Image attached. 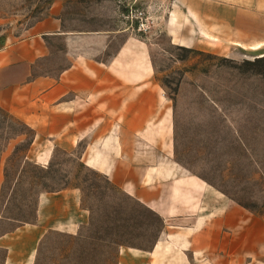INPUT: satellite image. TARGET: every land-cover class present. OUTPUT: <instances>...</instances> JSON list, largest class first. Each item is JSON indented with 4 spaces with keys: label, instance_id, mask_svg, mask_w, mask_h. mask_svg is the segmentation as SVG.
<instances>
[{
    "label": "crops",
    "instance_id": "1",
    "mask_svg": "<svg viewBox=\"0 0 264 264\" xmlns=\"http://www.w3.org/2000/svg\"><path fill=\"white\" fill-rule=\"evenodd\" d=\"M157 18L168 40L181 46L227 53L235 45H264V0H168ZM29 28V35L0 48V65L46 54L44 35H60L67 48L78 47L55 76L38 74L0 87L1 105L32 128L31 144L40 139L35 162L43 165L54 147L69 152L82 140V164L162 222L148 248L120 244L115 264H212V249L232 254L264 241V217L234 203L178 156L184 127H199L212 115L200 112V101L180 96L182 83L174 95L166 92L155 77L150 42L126 34L101 58L111 32L63 30L55 14ZM88 213L76 186L39 191L32 220L0 234L2 264H34L48 231L76 235Z\"/></svg>",
    "mask_w": 264,
    "mask_h": 264
},
{
    "label": "rangeland",
    "instance_id": "2",
    "mask_svg": "<svg viewBox=\"0 0 264 264\" xmlns=\"http://www.w3.org/2000/svg\"><path fill=\"white\" fill-rule=\"evenodd\" d=\"M167 2L0 0V48L29 35V27L35 21L52 14L60 17L63 30L111 32L107 45L97 54L101 58H106L126 34L144 38L152 45L155 77L166 92L174 95L180 82V96L187 103L200 101V112L212 115V121L199 127H184L187 138L178 156L192 172L234 203L254 216L264 217V45L257 50L235 45L221 53L171 43L157 18ZM51 3L57 8L49 9ZM139 16L143 24L136 29ZM44 40L49 47L46 54L30 62L13 58L0 65V87L38 74L55 76L78 49L75 45L67 48L60 35H44ZM0 107L6 110L1 103ZM21 121L26 126L0 115V234L32 220L37 193L43 188L79 184L83 189L82 205L90 210L88 221L76 234L83 238L80 252L74 254L77 262L101 264V250L107 246L118 249L120 244L114 240L122 245L149 247L157 232V217L114 191L102 175H94L91 168L82 164V140L69 152L54 147L41 165L34 159L40 139L31 144L32 128ZM8 208L18 219L4 217ZM259 226L250 227V239L256 236ZM115 231L130 234L124 240L114 235ZM96 232L102 238L94 236ZM65 238L64 233L48 231L39 243L35 264H52L50 259L58 257L56 248L65 244ZM3 256L0 246V264ZM107 257L109 264H114V257ZM212 264H264V241L254 249L232 254L212 249Z\"/></svg>",
    "mask_w": 264,
    "mask_h": 264
},
{
    "label": "trees",
    "instance_id": "3",
    "mask_svg": "<svg viewBox=\"0 0 264 264\" xmlns=\"http://www.w3.org/2000/svg\"><path fill=\"white\" fill-rule=\"evenodd\" d=\"M0 115L4 118V117H10L12 119H15L17 122L25 125L21 120H19L18 118H16L14 115H12L11 113L7 112L6 110H4L2 107H0ZM26 126V125H25ZM27 129H30V127L27 126ZM22 162L23 160L21 161V163L19 164V166L22 165ZM91 171L93 172L94 175H102L100 174L99 172L91 169ZM103 176V175H102ZM103 179L104 181L114 190V191H117L119 193H122L123 195L129 197L130 199H132L138 206L144 208L146 211H148L149 213L155 215L158 219V227H157V230L159 228V226L161 225V220L160 218L152 211L150 210L149 208H147L146 206H144L143 204H141L140 202H138L137 200L131 198L128 194H126L125 192H123L121 189H119L118 187H116L114 184H112L105 176H103ZM69 184H65V185H62V186H59L55 189H58V188H61V187H64V186H68ZM74 186L78 187L80 189V194L81 192H83V189L81 187V185L79 184H73ZM55 189H47V188H43L42 190H55ZM80 201L82 203V198H81V195H80ZM84 205V204H83ZM87 210L89 211L90 210V207L87 206V205H84ZM6 215H4L5 218L7 219H18L15 215H13L11 213V211L8 209H6L5 211ZM56 233H59V232H56ZM157 233V232H156ZM156 233L154 235V237L156 236ZM96 237L98 238H102L101 235H99L97 232L94 233ZM127 234H130L128 231H115L114 232V235L116 236H120L121 238H123L124 240H127L128 238V235ZM64 235L66 236V238L64 239L65 240V244H59V246L56 248V254L58 257H51L50 261L52 264H83L82 261H76L75 260V256L74 254L76 253V251H79L80 252V248H81V245H82V239L83 238H80V236L78 235H73V234H65ZM153 237V239H154ZM43 240V238L40 240V242ZM112 240V238L110 239ZM153 241V240H152ZM39 242V243H40ZM115 243H117V245L119 244H122L120 241L118 240H114ZM152 243V242H151ZM150 243V245H151ZM127 245H131V244H128ZM149 245V246H150ZM38 248H39V244H38V247L36 249V253L38 251ZM143 248H148V247H143ZM100 254H101V264H109V259L107 257L108 254H111L113 257H114V264H115V261H116V255H117V247H115V249H113L112 247L110 246H107L105 249L101 250L100 251ZM59 257L61 260H59ZM35 264V262H34ZM86 264V263H84ZM94 264H97V263H94Z\"/></svg>",
    "mask_w": 264,
    "mask_h": 264
},
{
    "label": "built area",
    "instance_id": "4",
    "mask_svg": "<svg viewBox=\"0 0 264 264\" xmlns=\"http://www.w3.org/2000/svg\"><path fill=\"white\" fill-rule=\"evenodd\" d=\"M141 11H138L137 13L139 14ZM138 16V15H137ZM139 20L137 21L136 23V29H140L141 28V25L143 24L142 21H140V16L138 17Z\"/></svg>",
    "mask_w": 264,
    "mask_h": 264
}]
</instances>
